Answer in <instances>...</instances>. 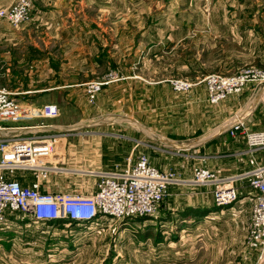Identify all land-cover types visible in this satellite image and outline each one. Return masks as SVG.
Returning a JSON list of instances; mask_svg holds the SVG:
<instances>
[{
  "label": "rangeland",
  "instance_id": "1",
  "mask_svg": "<svg viewBox=\"0 0 264 264\" xmlns=\"http://www.w3.org/2000/svg\"><path fill=\"white\" fill-rule=\"evenodd\" d=\"M111 2L108 11L102 0L83 5L75 18L62 12L50 27L34 23L35 0L26 21L0 19V85L31 112L1 124L50 123L47 131L0 130V141L55 135L43 191L92 193L101 175L141 155L181 181L147 216H102L88 225L11 212L0 226V264H264L262 248L249 244L258 191L238 180L239 197L221 206L211 186L205 193L191 183L195 166L221 177L264 166V146L249 150L246 136L264 132V0ZM215 75L244 82L214 101ZM48 103L59 106L57 117L41 115ZM236 117L244 129L233 137L225 129ZM237 140L246 147L233 169L215 157L232 152ZM13 177L36 180L30 170ZM175 194L200 200L201 210L171 213Z\"/></svg>",
  "mask_w": 264,
  "mask_h": 264
},
{
  "label": "built area",
  "instance_id": "2",
  "mask_svg": "<svg viewBox=\"0 0 264 264\" xmlns=\"http://www.w3.org/2000/svg\"><path fill=\"white\" fill-rule=\"evenodd\" d=\"M32 3L33 0H18L9 8L1 9L0 18L18 25L30 17ZM243 82L244 79L239 77L212 76L209 88L213 100L238 91ZM11 95L7 88L0 85V130L23 129L1 123L31 117V112L23 109ZM59 112L57 104L48 103L43 106L41 115L55 118ZM239 119L241 118L236 117L232 125L225 129L233 137L244 129L243 121ZM39 126L46 131L49 128L48 124L37 125ZM246 136L249 150L264 146V132H248ZM54 138L53 134H39L28 138H20L15 134L1 139L0 226L8 222V214L14 211L31 215L35 222L65 221L64 224L88 225L98 223L102 216H147L154 213L169 196L170 185L181 181L152 165L147 155H141L121 171L101 175L97 188L92 193L43 191L41 182L51 170V167L44 165V159L54 150ZM19 170L33 171L36 180L27 183L14 178L13 174ZM238 180H247V186L258 191L251 216L249 244L254 248H262L260 260L264 263V166H258L241 175L224 177L218 176L211 169L195 166L191 183L211 186L215 200L224 206L232 204L239 197V191L234 184Z\"/></svg>",
  "mask_w": 264,
  "mask_h": 264
},
{
  "label": "crops",
  "instance_id": "3",
  "mask_svg": "<svg viewBox=\"0 0 264 264\" xmlns=\"http://www.w3.org/2000/svg\"><path fill=\"white\" fill-rule=\"evenodd\" d=\"M14 1L15 0H0V9L9 6ZM111 1L112 0H102V2L105 3V6L103 8H100V9L105 8V11H108L109 8L106 6L108 4H113ZM95 2H96V0H35V16L37 19L36 20L33 19V21L37 26L49 25L48 27H50L53 24H55V21L57 23H59V21L63 19L61 17L62 15L60 13H62V12L69 13L70 16L75 18L76 15L81 11L83 5H85L86 8H89V7H92V5ZM98 10H99V8H98ZM44 124H50V123H44ZM21 128H23V129L37 128V125L25 126V127H21ZM38 128H43V127H38ZM42 130L46 131V129H42ZM222 133L223 132H219L212 137L215 138ZM212 137H209V138H212ZM218 139L219 140H216L217 141L216 144L223 145L225 143L222 141V140H224L223 138H218ZM241 141H243V140H241ZM232 143L236 144V148H234V147L231 148L232 152L227 154L226 152L222 151V153L216 154L215 158H220V160L224 159V162L229 161L230 166L233 169H235V161H236V159L240 160V157H241L240 153L242 152V149L246 146L241 148V146L238 145L240 143L242 144V142H240V140L234 141ZM214 163H217V162H214ZM220 164L223 166V162H221ZM115 166H117V165H115ZM115 166H112V169H114L113 167H115ZM119 166H122V165H119ZM222 168H224V167H222ZM225 168H227V167H225ZM173 187H174V189L176 188L175 186H173ZM194 188H197V187H194ZM174 189H172V191ZM201 189L204 190L205 193L208 192L207 190H205V189H207V188H205V186H203V188H199V190H201ZM170 190H171V188H169V191ZM170 196H171L170 197L171 208L173 209V211H171V213L174 212L175 215H181V216L188 215L189 217H193L192 216L193 214H195L199 210H201L200 208H201L202 202H200V200H198V199L193 201V200H190L188 197L187 198L185 197V198L180 200L178 198L179 195H177V194H175V196L174 195H170Z\"/></svg>",
  "mask_w": 264,
  "mask_h": 264
}]
</instances>
